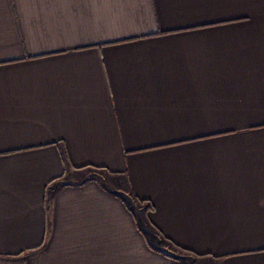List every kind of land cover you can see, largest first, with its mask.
I'll list each match as a JSON object with an SVG mask.
<instances>
[{
	"label": "crops",
	"instance_id": "1",
	"mask_svg": "<svg viewBox=\"0 0 264 264\" xmlns=\"http://www.w3.org/2000/svg\"><path fill=\"white\" fill-rule=\"evenodd\" d=\"M93 170L264 264V0H0V264H189Z\"/></svg>",
	"mask_w": 264,
	"mask_h": 264
},
{
	"label": "rangeland",
	"instance_id": "2",
	"mask_svg": "<svg viewBox=\"0 0 264 264\" xmlns=\"http://www.w3.org/2000/svg\"><path fill=\"white\" fill-rule=\"evenodd\" d=\"M93 171L95 172L90 174L92 177L98 178L103 183L107 184V186L119 192V194H121L126 199L129 205L134 208L137 216L141 220L144 231L147 233L153 244L157 245L164 251H173L177 253L182 257V261L189 264H215L213 258H208L184 251L163 238L158 230L146 219V215L148 216L149 214V212H145L148 203H140L133 197L129 190L127 179L124 175H113L104 170Z\"/></svg>",
	"mask_w": 264,
	"mask_h": 264
},
{
	"label": "trees",
	"instance_id": "3",
	"mask_svg": "<svg viewBox=\"0 0 264 264\" xmlns=\"http://www.w3.org/2000/svg\"><path fill=\"white\" fill-rule=\"evenodd\" d=\"M134 197V196H133ZM136 200H138L140 203H145V204H147L148 203V201H146V200H140V199H137L136 197H134ZM153 210V206L150 204V203H148L147 204V209H146V213H148V212H150V211H152ZM151 224V223H150ZM173 245H175V244H173ZM176 247H178V248H180V249H182V250H184V251H187V252H190L191 253V251H189V250H187V249H185V248H182V247H180V246H178V245H175Z\"/></svg>",
	"mask_w": 264,
	"mask_h": 264
}]
</instances>
